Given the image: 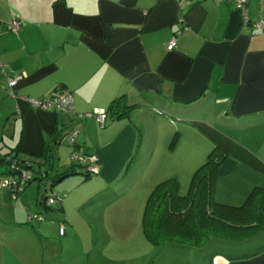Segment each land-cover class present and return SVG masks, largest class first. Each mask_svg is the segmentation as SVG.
<instances>
[{
  "label": "crops",
  "instance_id": "0c3cea01",
  "mask_svg": "<svg viewBox=\"0 0 264 264\" xmlns=\"http://www.w3.org/2000/svg\"><path fill=\"white\" fill-rule=\"evenodd\" d=\"M15 19L23 23L18 33L8 30ZM261 19L264 0H247L245 14L235 0H0L1 154L42 163L54 137L75 129L110 186L139 154L161 159L151 176L181 178L219 147L229 158L217 179L230 194L215 200L243 205L264 189V30L254 26ZM18 75L12 95L8 78ZM58 89L72 91L74 113L26 100ZM122 96L136 109L113 120L107 111ZM99 112L108 114L104 128ZM68 144L69 161L60 145L53 149L59 173L72 166ZM3 218L0 264H40L30 240L39 232ZM239 255L216 254L212 264H264V247Z\"/></svg>",
  "mask_w": 264,
  "mask_h": 264
},
{
  "label": "rangeland",
  "instance_id": "374dc122",
  "mask_svg": "<svg viewBox=\"0 0 264 264\" xmlns=\"http://www.w3.org/2000/svg\"><path fill=\"white\" fill-rule=\"evenodd\" d=\"M68 142V136H64L57 151L65 157L63 161H69ZM4 150L0 147V154ZM210 153L204 156V164ZM156 159L139 154L131 167L128 169L127 164L118 180L110 186L98 175L86 180L84 174H78L51 188V180L60 174L55 169L50 177L30 183L18 198L11 190L0 186V216L3 219L22 218L25 223L30 215L36 216L33 224L38 226L39 233H31L33 239L30 240L37 246L38 256L42 258L40 264H212L216 254L240 256L264 247V233L241 245L221 239L212 240L201 249L152 245L145 237L142 225L152 191L163 179L174 177L180 182V195L186 196L194 175L183 174L178 178L180 176L171 172L165 174L166 178L151 176L155 163L161 160ZM166 163L169 165L170 160ZM2 168L0 166V171ZM46 186L49 187L47 192ZM46 193L60 196L55 198L52 210L42 204ZM225 193L223 184L220 185L217 179L214 199L224 197ZM61 203L64 211L57 210ZM38 213H46V219L39 220ZM60 222H65L68 233L62 238L59 237ZM26 227L36 232L31 226Z\"/></svg>",
  "mask_w": 264,
  "mask_h": 264
},
{
  "label": "trees",
  "instance_id": "16d2710c",
  "mask_svg": "<svg viewBox=\"0 0 264 264\" xmlns=\"http://www.w3.org/2000/svg\"><path fill=\"white\" fill-rule=\"evenodd\" d=\"M134 109L136 107L129 106L125 96H122L111 103L107 112L113 120H122L129 118ZM64 136L62 133L57 134L48 144L42 163L22 160L13 152L0 154V163L6 166V171L1 175L11 173V166L16 163L18 167L32 173L29 184L36 179L50 177L55 169L53 149L60 145ZM177 139L178 136H175L171 147L176 145ZM228 158L227 152L215 147L206 163L194 173L186 196L180 195V182L176 178L168 179L155 187L147 201L142 219L144 235L152 245L158 247L168 244L181 248L201 249L216 239L241 245L264 233L263 188H255L241 206L226 205L214 199L219 169ZM78 174H84L86 180L91 178L72 161L69 169L60 172L51 180L50 187ZM29 184L25 185V189ZM48 189L46 186L45 191ZM21 193L15 192L14 195L18 198ZM49 197L54 195L44 194L42 204L52 210L55 202L49 205ZM59 197L58 195L56 198ZM38 214L46 219L45 213ZM23 225L31 226L38 233L29 219Z\"/></svg>",
  "mask_w": 264,
  "mask_h": 264
},
{
  "label": "built area",
  "instance_id": "2783aa9c",
  "mask_svg": "<svg viewBox=\"0 0 264 264\" xmlns=\"http://www.w3.org/2000/svg\"><path fill=\"white\" fill-rule=\"evenodd\" d=\"M236 6L241 9L244 14L246 13V5L247 0H235ZM246 22L249 21V17L245 16ZM22 21L19 19L13 20L8 25V30L13 33H18L22 29ZM258 29L264 30V19L256 22L254 25ZM175 40L170 42L168 49L171 51L174 49ZM5 72L4 68L0 66V73ZM23 76H13L8 78L7 89L13 95L15 87L22 80ZM27 102L34 108L42 109V110H59L68 113H74L75 106V98L71 90L69 89H60L53 92L51 95L43 97V98H27ZM97 121L99 122L101 128L106 126V122L108 119V115L106 112L96 113ZM79 135L78 130L72 131L70 136L68 137V141L70 145L73 147V152L71 154V159L74 163L78 164L89 177H94L98 175V168L95 166V162L97 158L93 155H90L82 149L81 146L77 144V138ZM11 173L0 176V186L3 188H7L11 190L13 193L15 192H23L25 189V185L29 184V181L32 179V173L30 171L23 170L21 167H18L16 163H13L11 166ZM58 195H54V197L48 198V204H54L55 198ZM36 216L30 215L29 221L33 222V219ZM39 220L43 221L44 217L41 215H37ZM60 235H65V227L61 226Z\"/></svg>",
  "mask_w": 264,
  "mask_h": 264
}]
</instances>
